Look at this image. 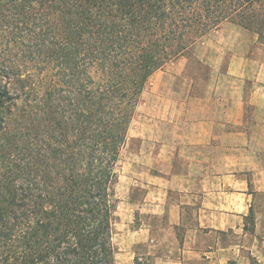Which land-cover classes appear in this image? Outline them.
I'll return each instance as SVG.
<instances>
[{"label":"trees","instance_id":"trees-1","mask_svg":"<svg viewBox=\"0 0 264 264\" xmlns=\"http://www.w3.org/2000/svg\"><path fill=\"white\" fill-rule=\"evenodd\" d=\"M0 7L21 16L29 43L48 60L25 93L33 102L25 119L30 159L19 166L15 153L0 173V264H114L118 163L153 72L225 21L261 34L264 0H0ZM39 113L54 114L55 132L36 171L40 146L30 122Z\"/></svg>","mask_w":264,"mask_h":264},{"label":"crops","instance_id":"crops-1","mask_svg":"<svg viewBox=\"0 0 264 264\" xmlns=\"http://www.w3.org/2000/svg\"><path fill=\"white\" fill-rule=\"evenodd\" d=\"M151 76L120 159L114 264H264V37L225 21Z\"/></svg>","mask_w":264,"mask_h":264},{"label":"rangeland","instance_id":"rangeland-1","mask_svg":"<svg viewBox=\"0 0 264 264\" xmlns=\"http://www.w3.org/2000/svg\"><path fill=\"white\" fill-rule=\"evenodd\" d=\"M0 8L2 9L0 10L2 12L0 13V173H2L3 170L5 171V167L8 168L15 163L13 162L15 158L13 154L18 153L20 158L23 157L22 161L18 162L19 166L30 159L28 154L31 151L28 152L30 148L28 142L31 139L29 140L27 133H25L27 127L25 119L26 112L33 102L25 93L29 91V86L32 83H37L38 79L47 73L48 60H44V54L38 53L39 47L35 44L34 39L32 44L29 43V33L24 29V24L16 21L17 19L21 21V16L18 18L11 17L2 7ZM35 30L37 31V29ZM262 33H264V28ZM261 37L263 38L264 34ZM199 40L187 51L156 69L152 76L161 70L168 69L172 62L179 58H187L196 67L193 47ZM5 65L8 66V69H2ZM43 66H46L45 69H42ZM146 90L147 85L144 92ZM14 93H22V95L16 97ZM39 114V116L34 117V121L30 122V125L37 129V144L40 146L38 153H35L34 158L31 159V166L36 171L44 165L41 162L42 154L48 152L46 148L52 144L50 135L55 132L54 129H51L55 127V125L51 127L52 122H55L52 119L54 114ZM13 142L17 143L16 149H13ZM137 146L138 140L136 138L131 139L126 152L122 150L121 159L125 161L132 157ZM6 171L7 174H12L11 170L8 171L7 169ZM47 261L48 259H45V262Z\"/></svg>","mask_w":264,"mask_h":264}]
</instances>
